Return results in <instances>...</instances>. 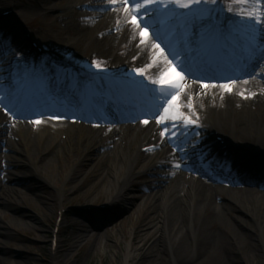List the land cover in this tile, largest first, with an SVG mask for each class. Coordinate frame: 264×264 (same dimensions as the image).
Instances as JSON below:
<instances>
[{"label":"bare ground","instance_id":"bare-ground-1","mask_svg":"<svg viewBox=\"0 0 264 264\" xmlns=\"http://www.w3.org/2000/svg\"><path fill=\"white\" fill-rule=\"evenodd\" d=\"M51 1L53 0L26 2L13 0L9 9H13L12 15L20 16L22 19L29 17L33 11L54 12L51 24L55 33L52 35L60 38L67 34L69 40H74L81 49L88 43L93 44L94 54H102L103 60L107 61L100 63L101 68H98L97 72L113 71L124 74L125 71L130 73L128 75L153 83L152 86L149 85V90L143 86L144 92L139 89L133 90L130 94L136 99L144 98L146 96L144 93L150 94L151 91L154 93L151 95L158 99L165 95L169 86L166 84L159 86L153 81L159 80L160 73L169 67L167 60H173L170 53H173L174 49L180 51L182 56L188 58L192 67V71L186 73L189 68L180 66V58L173 60L177 72H183L181 83L185 87L180 93L182 101L180 104L182 107L183 104L185 107L188 106L183 112L202 127L193 125L183 131L176 128L180 135L171 139L172 130L169 129V135H165L164 129L173 121L169 119L166 124L160 123L159 117L163 110L162 113L152 116L153 111L148 105L142 108L146 110L149 118L138 119L136 124L127 119L123 124H113L118 122L117 119H94L90 123L77 118L61 119L59 118L61 115L55 109H49L46 112L48 116L44 115L36 121H22L20 119L26 118H16L11 108L6 112L0 107V171L6 172L8 185L13 187V189L0 187V202L10 208L11 204L18 203L19 198L25 203L24 201L33 195L47 200L49 212L52 213L54 196L47 197L43 187V184L47 183L45 169L51 164H58L60 167L68 164L70 169L65 174L66 183L63 186H56L57 200L60 204L59 217L63 219L65 203L68 200L67 193L70 196L76 195L95 186L98 194L103 189L109 193L108 205L119 204L124 199L123 193L128 188L129 181L140 174L139 168L142 169L148 163V173L145 175L149 179L148 182L152 183V188L146 199L153 203L151 207L154 215H150L145 223L144 232L137 237L138 242L128 246V254L131 255H127L126 264H129L132 255L141 250L148 252L157 243L162 245L156 249L158 254L155 251L150 253L151 263L163 254L173 257L172 260H175L176 264H198L197 262L205 256L211 262L224 263L223 260L226 259L224 252L234 247L238 251L236 255L229 251L230 256L227 255L229 260L234 262L239 258L254 262L264 260V254L249 251L243 257L244 254L239 250L249 246L256 237H260L262 241V244L259 242L257 245L264 248V70L254 69L258 63L264 67V60L257 56V63L254 59L240 72L233 71L235 69L232 65L236 63L234 59H230L232 65L221 61L219 66L217 65L218 71L217 67L209 71L203 69L208 67V57L204 53L213 52L201 43L191 48H187L183 43V31L194 17L215 12L225 14V24L229 28L226 30L227 36L221 37L218 46L226 45L227 39L233 40V37L235 39L238 31L243 35L247 30L257 35L264 34V26L260 25L261 20H257L264 14V0H251L240 6L235 0L201 3L195 11L163 7L155 8L154 12L142 9L144 15H137V20L140 27L148 29L144 43H140V29L130 23L131 15L134 14L131 0L127 13L122 6V0H115V3L112 0H67L61 4ZM8 2L10 0H0V7ZM165 3L171 4L172 0H165ZM102 6L108 9L102 10ZM89 7L98 11L84 10ZM241 8L245 12L250 8V13L254 10L252 12L256 17L237 14ZM151 13L161 15L157 16L156 20ZM170 15L175 18L173 24L180 30L172 36L171 44L174 48L168 46L170 35L158 38L154 35L159 29L167 28V22L162 17ZM0 22V52L10 43L6 49L8 55L0 53L1 88L13 92L17 88L13 80L14 75L19 71L29 75L28 85H34L33 76L47 78L50 70L46 67L32 66V62L28 65L29 69L10 64L9 55L12 53L20 56L22 60L33 59L34 54L29 53L27 56L22 53L30 38L28 36L25 38L26 32L21 29L18 22L15 23L14 19L4 17L2 14ZM206 23L208 24L203 19L195 25L196 36L202 26H207ZM206 31L211 32L209 25ZM153 39L164 48V55L157 56L158 50L152 47ZM224 56L228 58L227 54ZM137 69L149 72H137ZM194 69L198 72L197 80L192 78ZM249 73L252 75L248 78L235 80L232 91H227L223 87L224 84L230 83L232 78ZM74 74L75 72L67 73L66 77L69 80L65 77L50 76L48 86L41 81L43 83L41 85H46L45 91L57 93V97L54 94L48 101L53 100L54 104L63 101L62 104L65 105H77L84 100L86 96L81 99L80 91L73 89ZM94 76L98 77V73ZM173 78H177L175 74ZM208 78H212L213 81ZM107 84L109 83L103 81L102 87H106ZM205 84L209 86L205 88ZM128 90L131 91L129 88ZM241 92L244 95H241ZM66 93L71 96L64 98ZM192 97H195L194 101ZM9 99L12 101V96ZM48 101L46 99L45 103ZM193 102L195 111L191 107ZM158 103L161 104L162 100ZM136 112L140 114V111ZM85 119L89 121L88 118ZM144 120H148V123L145 124ZM31 129L36 130L37 138L35 141L26 142L27 138L23 133ZM47 129L56 130L55 135L46 137ZM216 132L220 133L226 143L225 146L217 141ZM15 137L18 142L14 140ZM21 141L26 145L23 146ZM222 148L230 151L228 160L222 157ZM207 163L212 165L214 176L210 172L203 173ZM51 177L49 178L53 180ZM99 179L100 182H97ZM51 180L48 179L53 184L55 181ZM242 181L255 182L262 190L241 188L245 192L241 198L225 195L227 190L233 192L231 189H238L237 185L242 184ZM232 213L236 215L232 217ZM16 217L19 223L35 230L39 229L38 223L41 219L38 215L33 216L22 208ZM1 226L0 222V233L5 234ZM153 232L154 236L158 233L159 235L147 246L145 240ZM7 250L5 243L0 241V264H9V258L5 253ZM23 255L26 256V253L20 250L18 258H23ZM17 264L23 263L18 261Z\"/></svg>","mask_w":264,"mask_h":264},{"label":"rangeland","instance_id":"rangeland-1","mask_svg":"<svg viewBox=\"0 0 264 264\" xmlns=\"http://www.w3.org/2000/svg\"><path fill=\"white\" fill-rule=\"evenodd\" d=\"M12 1L10 0L8 4L0 7V15L2 14L4 17L14 19V22H18L21 29L23 28L25 30V38L28 36L30 39L26 42L27 46L23 48L24 52H31L35 54V64L38 66L49 68L51 64L59 62L56 56L65 60H76L79 65H77V68L72 67L71 69L74 71L79 70L80 72L84 71L85 68L92 70L95 68L94 66H96L97 62L107 63L106 60H103L104 57L102 54H94L93 44L88 43L81 49L77 47L74 40H69L67 34L60 38L56 37L55 34L53 36L52 34L55 33V31L53 30L51 24V21L53 20L52 17L54 15V12L52 11H33L30 13L29 17H24L25 19L16 15H5L6 12H13V9H9L12 6ZM22 1L26 2L29 0ZM65 1L67 0H53L51 2L61 4ZM106 8V6H102V10H106ZM182 9L184 8H180V10ZM84 10L93 12L94 10L98 11V9H93L91 7L84 8ZM56 13H58V11L55 12V14ZM151 15L155 16L156 14L151 13ZM172 20L174 19L168 17L169 22H172ZM33 43L37 45H34ZM244 44L246 45L249 43L248 41L243 42V47L245 46ZM33 45L35 47H33ZM4 48H8V46L3 47L2 49ZM77 48L78 50H76ZM5 51L6 49L1 51V55L5 53ZM74 58H78V60ZM32 60L33 59H30L29 61L31 62ZM110 64H112V62ZM254 69L263 71L264 67L261 63H258L254 66ZM144 72L149 71L143 70V73ZM250 75H252V73H250ZM250 75H243L232 80H243L248 78ZM6 92L7 90H0V97L4 98L3 100H0V104L4 106L7 104L6 107L8 108L10 102L8 95H11V93L5 94ZM68 107L73 106L69 105ZM182 108H188V106L185 107V104H183ZM83 113L84 111L81 109L79 114L81 115ZM42 116L20 120L36 121ZM46 116L48 115L45 114L44 117ZM59 118L66 119L65 117ZM79 120L86 123L91 122L86 119L79 118ZM124 122L125 121L119 120L118 122H113V124H123ZM135 122L137 121H132L133 124H136ZM46 133L48 135L46 137H51L52 135H55L56 130L47 129ZM23 134L26 135V142L28 140L35 141L37 138V132L34 129H31L30 131L26 130ZM14 140H17L16 137ZM21 143L23 144L25 142L21 141ZM25 145L23 144V146ZM88 166H91V164H88ZM148 168L149 164L147 163L142 169H138L140 174H137L131 179V181H129L130 184L123 193L124 199L122 202L112 206L110 205L105 209L100 208L108 205L107 201L109 199V193L104 189L100 190L99 194L96 191L97 188H95V186L89 187L86 191L80 194L70 196V194L67 193L68 200L65 203V216L61 219L59 217L60 204L57 200L58 194L56 192V186H63L66 183L65 174L68 173L67 171L70 167L68 164H64L62 167L58 164H51L45 169L47 170V173L45 172V178L47 179L45 181H47V183L45 182L43 187L45 188L47 197L51 195L54 196L53 212L51 211L52 213L49 212L50 208L47 200L44 201L43 199L33 195L30 196V199L24 201L25 203H23L19 198L18 203L11 204L12 206L10 208H7V204L0 202L1 228L6 232L5 234L0 233V241H3L5 243V247L8 249L5 252L9 258L8 263L17 264L18 261H22L23 264H126L127 255H131L128 254V246L134 242H138L137 237L144 232L143 228L145 223L151 216L154 215V210L151 207L153 203L150 199H146L152 188V183L148 182L149 179L147 178V175H145L148 173ZM207 171L208 169L205 168L203 173H207ZM5 174L6 172L4 170L0 171V187L3 186L5 188L13 189V187L9 186L10 184L8 185ZM50 176H52L51 178L53 180L49 178ZM48 179L51 180V182H55L51 184ZM97 182H100V179ZM241 183L242 184L237 185L238 189H231L234 190L233 192L230 190L225 191V195L241 198L245 193L241 188H251L259 191L262 190L260 187L255 185V182L252 183L242 181ZM88 204L92 206H88ZM22 208L26 209L29 214L33 216L38 215L40 217L41 220L38 223L39 229L35 230L26 224L18 222L19 220L16 215H18ZM235 215L236 213H232L231 216L233 217ZM59 222L61 223L59 228H57ZM134 231H136V234H134ZM56 234L57 244L54 246ZM157 235H159V233L155 236L154 232L149 234L145 240V244L147 246L150 245ZM257 243L262 244L260 237L254 238V240L246 248L239 249L240 252L244 254L243 257L249 251L264 254V248L259 247ZM146 245L145 247H147ZM160 245H162V243H157L151 247L148 252L141 250L132 255L129 260V264H176V261L172 260L173 257H167L165 254L160 256L158 260L153 263L150 262V257L152 256L150 253L155 251L158 254L156 249L160 248ZM20 250L26 253V256L23 255V258L21 259L18 258V252ZM229 251H231V253L234 252V255H236L235 253H237L236 251H238V249L234 247L231 250L225 251L224 254L226 255V259L223 260L224 263H220V261H217L216 263L211 262L207 259V256H205L204 259L199 260L197 263L255 264L260 262V264H264L263 259L254 262L239 258L234 262V260H229L230 258L227 256L229 255Z\"/></svg>","mask_w":264,"mask_h":264},{"label":"snow or ice","instance_id":"snow-or-ice-1","mask_svg":"<svg viewBox=\"0 0 264 264\" xmlns=\"http://www.w3.org/2000/svg\"><path fill=\"white\" fill-rule=\"evenodd\" d=\"M113 3H115V0H112ZM209 0H203V3H208ZM212 3H216V0H211ZM132 3V12L134 14L131 15L130 23L137 28H139V36L141 37L140 43H144L147 39L146 33L148 29L146 27H140V22L137 20V15H144L142 13V9H149L152 8V11H155V7H163V8H187L189 10L195 11V8L201 5V0H172V3H165V0H131ZM235 3L240 6L247 3V0H235ZM122 6L124 8V11L127 13L129 12V0H122ZM155 6V7H153ZM229 11H232V9H228ZM239 15L241 16H252L255 17L254 13L245 12L242 10V8L238 11ZM147 18V16H145ZM204 19V17L196 16L193 18V20L185 27L183 31V43L187 48H191L195 44L201 43V41H198L195 39L196 32H195V25L199 22H201ZM203 26L201 27V31L199 35L203 36ZM155 37H159V33H154ZM169 47L174 46L169 43ZM152 47L157 51V56L164 55V48H161L159 43L155 42V39L152 41ZM257 50L264 51V40H262L260 37H257L255 35L252 36L251 42H250V48H249V56L255 55V52ZM173 57V60L179 59L180 66L182 68L190 66V61L187 57L182 56V53L180 51H176L174 49L173 53H170ZM135 58V57H133ZM165 59L167 60V57L165 56ZM173 60H167V63L169 67L162 71L160 73L159 80L153 81L154 83L159 84H166L169 86V90L165 93L163 97H160L159 99L162 100V103L160 104V107L163 110V114L160 115V123L166 124L169 119L173 121L172 124H168L167 127L164 129V134L169 135V129H171V139H175L177 136L180 135L179 132H176V128H180L182 131L188 127H191L193 125H196L197 127H202V125L196 124V121L193 120V118L189 115H186L183 112L182 105L180 104V93L184 89L185 85L181 83L183 80V72H177L176 66L173 64ZM97 68H101V64L97 62L96 64ZM137 72H143V69H137ZM173 74H175V77L173 78ZM235 84V80H232L230 83H226L223 85V87L227 91H232V85ZM209 85L205 84L204 87L207 88ZM241 95H244L243 92L240 93ZM255 96V93H253V97ZM3 97H0V100H3ZM192 100H195V97H192ZM166 105V106H165ZM0 107H4V111L8 112V108L2 104H0ZM192 110L195 111V104L194 102L191 104ZM11 114V113H9ZM15 119V117H13ZM182 120L183 123H177V121ZM39 121H37L38 123ZM144 123L147 124L148 120H144Z\"/></svg>","mask_w":264,"mask_h":264}]
</instances>
